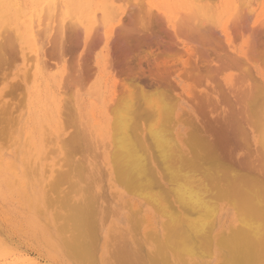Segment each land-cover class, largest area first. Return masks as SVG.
Returning <instances> with one entry per match:
<instances>
[{
    "label": "bare ground",
    "instance_id": "bare-ground-1",
    "mask_svg": "<svg viewBox=\"0 0 264 264\" xmlns=\"http://www.w3.org/2000/svg\"><path fill=\"white\" fill-rule=\"evenodd\" d=\"M10 1H12V0H10ZM56 1L58 2V0H55V1L54 0L53 1L50 0V2L47 1V3L48 2L49 3L46 4V5H47V7L49 6V8L46 9L45 8L46 6H44L43 8H45L46 10H49L48 14L47 13H44V10H45L44 9V10H42V12H43L42 15H37V18L35 17L36 19H33L34 26H35V24L37 25L38 28L41 27V26H44L43 28L45 30L42 29V28H40V32H38L39 31L38 29H37L38 31L36 29L34 30V32L37 33V34L36 33L34 34L35 37H37V35L40 36L42 34L40 36V38H42L41 39L42 41L44 40L43 39L44 37H42L43 34L45 32H47L48 30L53 29V27H56L57 25H59L58 23H60V25L63 28H65V25L66 24L65 25H62L63 24V22H62L63 20L62 19H61L62 21L60 20V22H59V19H60L59 16L60 15L62 16V13L64 12L63 9L64 8H68L70 6V4L69 5L65 4L66 1H60L58 3ZM126 1L128 3L127 8L125 10H123L121 13L118 12L119 13V15H118V17H119V20H118L119 23L118 24H120L119 27L118 26L115 27V28L114 27H111L112 29H110V31H108V32L106 31L107 32L106 35H107V38L109 40V44L112 45V48L114 46L113 50L115 49L114 51L116 53L118 52V54H119V56L116 58V61L113 60V61H115V65L118 68V70H117V68H115V70L120 71L119 73H121V75L119 74L120 75V77H119L120 80L118 82L119 84L117 82L114 83L113 87L111 88L110 96L108 98V101H107V103L105 105V109H104L105 110V116L107 117L108 121L105 123V126H101L102 129L100 127V130H98V133L94 134L95 131L93 133L92 130H91V126H90V121H91L90 119L91 118L89 119L88 114H84V111H83L84 110V107H83V101L84 100L78 99L79 98L78 97L77 98L78 100L75 101L76 104H72L73 107H72V105H70V108L72 107V110L69 109L67 111V112H69L71 110L70 111L71 114H69V115H72L73 114L75 117L77 116L76 118L73 117V116H71L70 117L71 119L74 118L76 120L78 118V120L75 121L73 119L75 121V123H74L73 120L72 121H69L70 119L68 118L69 123L66 124V127L67 126L70 127L72 125V127L74 129L72 127H70V128H72L75 132H73V130H72L71 133L73 132L74 135H76V133H77L78 136L77 135L76 136L78 138L83 135L84 139H82V137L80 139L81 140H84L85 142L87 141L86 144H88V146H86L85 142L82 141L83 142L82 143L81 140L78 143H74V141H73V143L75 144L74 147L73 146H69V144L66 145L65 143H63L65 141L68 142L67 141V136L70 135V132H69V135L64 136L63 139L56 138V139H59L60 141H58L56 139L53 141V138L48 139L49 141L48 140H45L47 142V144L48 143L53 144V148L52 149L49 148V150H48L47 148L44 147V149H47L48 152H50L52 154L53 153H57L56 150L57 149L59 150V147H58V144H57V147L58 148L55 149L54 147H56V146H55L54 143H56L55 141H58V142L61 143V140H62V144L66 145V146H68L70 148L73 147L72 150L70 149V151L72 153V154L70 153V155H73V153H76V151H77V149H75V148L76 147H79L80 146V143L82 145H85L87 149H85L84 152H83L84 149L83 150L82 149L79 150V148H78V151H81L80 155L81 154H84V155L86 154L87 156L86 155L85 156L87 158L82 155L83 158H82V156H79L78 159H77V161H76V160H74V158H76L75 157L76 154H74L71 157H70L69 154L68 155L66 154L67 155L66 156L67 157V160H66V157L63 158L64 156L61 157L62 160L59 158L61 161H64L65 163H66V161H68V162H71V161L74 162V161H76L77 164L74 167H72L73 170H76L77 169V165L80 166V165H82L81 163H83V165H84L83 167L85 169V172H86V174H88V177L90 178V180H83V176H84V179H86V176L87 175L85 176L84 174H81V176H80V172L84 171V169L82 171H79V170H81V166H80L79 170L76 171L77 174L79 173L78 174V177L79 178L81 177L82 180H83V183L85 182L84 184L90 188L89 189L88 187L85 186L86 188L84 187L83 188V191L88 194V193H90L91 186H93L94 188L98 187L102 191V193L100 192V194L101 195L104 194L103 195L104 197H102V199L106 197V198H108V199L105 198L106 200H109L110 199L109 197H107L108 191L112 195L119 194L120 196L116 195L115 197H112V199L113 198H117V197L118 198L121 197L120 198L121 199L120 200L121 201V203H120L121 205L120 206L122 207L123 210L120 209L119 212H118V215H119L120 219H126V220H128V218L131 219V217H129L130 214L128 216L127 213L124 210L125 209L124 208V205L127 202H128L127 204H129V202H131V199H132L130 197L129 198L128 197H125V195L128 194V193H126V191H129L130 194H134L139 199L143 200L145 203L154 206V209H156V212L157 213L160 212L161 215L163 213V216H167L166 218H168V220H169V223L168 224L166 222L167 220L165 222L164 221L162 222L160 220L161 223H162L161 225L164 224L163 225L164 228H165L166 225H168V227L166 226L167 229L170 226V228L168 230L165 229V231H167V232L169 231V232L168 233L165 232V237H164L165 239H164V241H165V243H167V249H170L171 251L173 249L174 251H172V252H175V254H176V252L179 251L178 252L179 255L181 254L183 257H185V260L183 259V257L180 258V262L185 261L184 263H187V264H188V262H190V263L191 262H194V264H212L214 261H219L223 257H224L223 259H226V257L228 258L229 255L230 256L232 255V259H234L235 258V255L237 257V255H238L239 252H242V254H244L245 257L246 256L252 257L253 254L256 255L257 252H258L259 247L261 246L259 252H261L262 249H263V247H264V228H263V224H262V222L260 220L261 219V216H262V212L259 210L260 208H257V207H259L258 204H261V206H262V203L261 202H255V205H254V201L253 202H245L244 203L245 204L244 212L241 210V207H243L244 204L241 205V204H239L240 201L238 203L236 200L235 201H231V202L230 201L229 202H221L220 205L217 204L218 206L215 207L214 204H216V203H214L212 205L211 202H210L211 201V198H209V197L206 196L207 190L205 191V190H203L204 188L203 189L197 188V187H194L192 184H190L189 183L190 180H188V179H191L190 178L191 175H189V172L185 171L184 174L181 175V177H183V179H181L180 181L177 180L178 183L175 184L174 186L172 185L173 186L172 187V192L175 195V200L177 198V202L179 201L178 203H181L182 204V206H181L182 207L181 208L182 210H184V211H187L188 209L189 210H194L197 214L194 216L195 219H193V220L188 215L187 216H184L185 218H184L183 221H184V223L187 222V224H188V225H186L187 227H182L181 226L182 228H177L176 227L177 226L176 225V221H177L176 218L177 217H175V213L173 212L174 213L173 214L171 212H167V210H164L162 212V209L163 208L160 209V207H161L160 201L157 199V196L153 195V193L148 188V185L150 184V182L152 183L151 180H152L153 177L151 178L150 175L147 174V167L148 166L146 165V162H145V161H147L146 160L147 159L146 157H148V156L149 157H153L154 156L153 152H156V151H153L152 152V156H151V153H148L149 155L147 154V152H150L153 149V148H151V146H150L151 149L148 148V145H149L148 142H150V141L147 140L148 141L147 142L145 140V136L148 134V132H149V135L153 138V140H155V143H154L155 144V147L158 150H160V151H158L160 153L159 157L161 158L162 161H165L164 162V166H165L164 168L167 171H170L171 170L173 173H174V171L172 170L173 168L170 169L169 166H167V164H165V163H167V160H169L168 158L171 157V155L173 154V152H172L173 151V148H177L178 151L180 149L182 151H185L183 153L180 152L182 155L185 154V153H187V155H188V153L190 151H192V147H195L196 146V145L194 146V144H195L194 138H195V135H197V134L195 133V135L193 134L194 135L193 136L192 135V131L193 130L194 131H198V128L199 129L200 128H205V130L206 129H209L211 131V134H214V133L219 134V136L218 135L217 136L220 138V140H219L220 142L217 143V144H216V142H214L217 146H219V145H221V146L224 145L225 146L227 143H230V141L232 139L231 136L235 139V138H238V136L236 137V134H238L239 135V140L240 141L242 140V142H240L238 144V146L234 147L233 148V151H234V155L236 157H238V158L240 157L241 158L240 159L241 162L243 161V159L245 161V158H247V159H249V157L251 158V156L254 155L255 152L258 153L259 150L262 151L264 149V52H263V50H262V53H260L261 51L259 53L257 52L258 51L257 50V43L259 42V47L264 44V29L258 27L255 24L256 20L253 19V18L256 17V15H255L256 12H254V9L251 7L252 6L251 5L252 3H249V7H251L253 10H251L249 7H247L248 2H251V0L250 1L247 0V3H237V4L235 2H234L235 4H232L233 2L231 3L229 0H228V3L226 1V3H227V6L226 7H228L229 11L230 10L231 11H230V13H229L228 9H227V11H225V12H228V19L225 21V23H222V19H221V15H223L224 13L223 14H221V13L220 14H216L215 11L212 10V7L213 6L211 7V5H208V4L207 5H204V6H201L202 0H198V1H201V2H200V4H197V5L191 4L192 2H190V5L187 7L186 10H183V11L179 10L178 13H180V14H179V17H178L179 19L177 18L178 20H175L172 17H170L168 15L167 11L164 8H161L159 6H156V4H153L152 1H149V2H147V0H126ZM183 1L185 2L186 0H183ZM210 2H212V0ZM213 2H215V0ZM255 2H256V0H255ZM256 3H258V0H257ZM209 4H211V3H209ZM230 6H231V9H230ZM13 7H14V5H13ZM172 11L174 12L175 10H172ZM54 12H55V14H53ZM70 12H72V10ZM95 12H98V11H95ZM64 14L65 13H63V16H64ZM69 14L71 15V13H69ZM51 15L54 16V17H56V18H59V19L56 20ZM45 16L46 17H49V19L50 18L54 19V20L50 19L49 22H52V23L55 22L57 25L56 26H52V23H49V22H48L49 24L48 23L46 24V22H45V24L43 25L44 21L46 20L45 19ZM73 17L75 19V16H70L71 19L70 18L69 19L72 20ZM95 17H96V15H95ZM102 17H104V16H102ZM33 18H34V16H33ZM99 18L101 20V17L100 16H99ZM127 18L134 19L136 21V24H137V27L134 26L135 27V30L134 31L137 33L139 41L142 42V48L140 47L141 51L140 50L138 52L136 51L137 53H135L134 50H133L134 51L133 52L132 49L129 50V48H128L129 46H127L128 45L127 42H128L129 36L125 35V32L127 30L126 31L124 30V27L126 25L124 23H125V21H126ZM96 19H97V17H96ZM113 19H114V17H113ZM70 20H68L69 22L68 21L67 22L72 24V22H70ZM75 20H73V21L75 22ZM262 20H264V19L262 18L261 21L259 20L258 22H262ZM102 21H104V19H102ZM83 22H84V20H83ZM77 23H73L75 25H73V24L72 25L77 27V25H80V23L78 21H77ZM130 23H133L134 24V21L133 22H130ZM94 24H95V22H94ZM100 25L101 24L98 23V26H100ZM129 25H131V24H129ZM34 26H33V28H36V26L35 27ZM98 26L96 25L95 28L97 27L98 31H100V29H99L100 27L98 28ZM260 26H261V24H260ZM102 27H103V23H102ZM13 29L14 28H12V30ZM54 29H57L58 31L60 30L59 29V26H57ZM67 29H68V27H67ZM9 30H11V29H9ZM43 30L45 31L44 33H42ZM69 30H71V29H69ZM1 31H3V30H1ZM48 32H51V31H48ZM85 32L88 33V31H85ZM2 33H3L2 35H4V32H2ZM13 33H15L14 30H13ZM59 33H62V31H59ZM76 33H77V30H76ZM78 33L82 34L81 32H78ZM45 34H47V33H45ZM48 34L50 36V33H48ZM63 34H64V32H63ZM65 34H67V32ZM8 35H10V33ZM79 35H78V37H79ZM96 35H98V34L95 33L94 37L98 38ZM15 36L17 37V39H19V38H21L20 36H22V35L18 33ZM68 36L71 38V35H68ZM92 36H93V31H92ZM92 36L90 38H92ZM3 37L4 36H2V38ZM5 37H7V36L5 35ZM46 37H45V39L47 40L48 38H46ZM69 37L68 38L66 37L65 39H69ZM74 37L78 38L75 35H74ZM37 38L40 40L39 37H37ZM57 38H58V36H57ZM103 38H105L104 35H103ZM5 39H8V38H5ZM38 39L36 40V43L39 41ZM78 39H80V38H78ZM81 39H80V41H81ZM73 40H75V39L73 38ZM90 40H87V38H86V40L85 41L83 40V42L80 44L81 45L80 48H76L77 49L76 59H78L77 60L78 63L80 62L78 64V66L79 65L81 66V63L82 62L83 63L85 62L84 61L85 60L84 54L86 53V51H91L92 48L90 46L92 44H95L94 43V40L95 39H93L91 41L92 44L90 42V45H89V41ZM126 40H127V42H126ZM57 41L55 43H57ZM239 41H242L243 42L241 46H238L237 45V43ZM10 42H13L14 43V41H10ZM15 42H16V39H15ZM46 42H43V46H44V43L46 44ZM3 43L5 45V42H3ZM3 43H2V45H3ZM21 43H23V42H21ZM40 43L42 44V42H40ZM40 43H39V46L37 45L38 46V50L34 51V56H32L33 54L31 56H28V57H30V58H28L29 61H30V59L32 57L35 60L33 59L34 61L32 60L31 62H35L36 61V62H38L39 65L42 63L40 61V60H42V59H40V57L42 58L45 55V52L44 51L41 53V50H42V48L44 49V47H41L40 46ZM64 43H66V42H64ZM61 44H63V43H61ZM71 44H72V42H71ZM71 44L69 42V45H71ZM98 44H100V43H98ZM98 44H97L96 47L99 49V47H98L99 45ZM137 44H138V41H137ZM16 45H17V43H16ZM54 45H56V44H54ZM64 46H66V45L63 44V46L61 47L62 50H63V52L65 51L64 48H63ZM19 47H20V49L18 48L19 51L17 52V55L15 54V56H14L16 58H13L12 57L13 60H11V62H10L9 65L3 67V71L1 70L2 73L0 74L1 77H2V79H4V81H7L8 85H9V88L10 89L12 88L11 90L14 89L13 91H16L15 88L22 85V81H25V83L26 82L28 83L29 80H31L32 82H35L37 80V72H35L36 70L34 71V73H31L33 69L32 68H29L25 72V75L24 76L20 74V76L18 77V75L16 74L15 77H18L19 79L15 80V81H12V80L10 81L11 71L13 69L12 66L18 60L21 61L20 58H19V56H18V55H20L19 53H22V55L24 56V48L21 45H19ZM58 47H60V46H58ZM4 48H5V46H4ZM39 48L41 49L40 51H39ZM67 48L69 49V47H67ZM70 48H71V46H70ZM45 49H47V48L45 47ZM50 50H52V51H50ZM50 50H49L50 52H53L54 51L53 49H50ZM2 51H4V50L1 49L0 50V53L2 55H4L5 52L2 53ZM6 51H7L6 54L8 55L9 54L8 53L9 50H6ZM72 51H73V49H72ZM63 52H62V55H64ZM27 53H29V52H27ZM91 53H90V55H91ZM166 53H168V55L170 56V57L168 56V58H171V59L170 60H167V61H163V62H161V64H159V62L156 63L157 62V57L159 58L161 55H164ZM47 54L48 53H46V55ZM88 54H89V52H88ZM10 55L12 56V54H10ZM13 55H14V52H13ZM129 56L132 57V58L129 59ZM111 57H110V59H111ZM0 58H2V57H0ZM3 58H4V56H3ZM6 58H7V56L5 57V59ZM110 59H109V62H108L109 64H110V61H111ZM113 59H114V55H113ZM44 60L47 61L48 59H44ZM46 61L43 62V65L45 64ZM91 62L92 61H90V63ZM46 64H47V62H46ZM46 64L44 66L47 67V69H48L49 66H46ZM43 65H41V66L44 67ZM48 65H50L52 67L51 63L48 64ZM54 66L55 65H53V67ZM91 66H92V64H91ZM110 66H112V65H110ZM31 67H33V66L31 65ZM34 67L36 68L37 65H35ZM55 67H54V69H55ZM99 67H100L99 62H95L94 66L91 67L90 73L86 77L84 76L85 77V79L83 80V83L84 84H81L82 79L80 78V74H78L79 75L78 77L80 78V81H81L80 83H77L78 86L80 85L79 90L80 89L81 90H85V88L87 89V87H89L88 88V93H91L90 95L93 94V91H95L96 88H97V86L99 85L98 84L99 80H98V77H97L100 74V68ZM39 69H41V68H39ZM77 69H79V68H77ZM87 69H90V68H87ZM83 71H85L84 68H83ZM83 71H81V72H83ZM67 72H70L69 71V68H68V71ZM86 72H89V71L86 70ZM77 73H79V72H77ZM77 73H74V75L77 74ZM31 74H32V76H31ZM95 76L97 77L96 78V81L95 82H92L93 81V78ZM30 77H32V78L30 79ZM33 77H35V78H33ZM65 77H67L66 78L67 80L70 78L68 75L65 76ZM63 80L66 81L65 78H63ZM31 81L28 84H30ZM74 81L75 80L70 81V83L72 84ZM66 83H67V81L65 82V85L61 87V88H63V87L65 88L66 87V89H64V91L67 90V88L69 89V87H67ZM69 84H68V86H70ZM33 86L31 88L27 89V96H28V99H29V105H28L29 110H33L34 111V109L37 108L39 94H38V90L35 89V84ZM24 87L25 86L23 84V88ZM74 88H75V86H71L70 89L73 90ZM152 88H154V89L156 88L157 91L158 90L164 91V94L167 92L166 93L167 95L165 94L166 95L165 98H167V96L169 94V95H171V99L168 101L165 98H163L164 100L161 99L162 101L157 102V101H159L158 99H160V97L159 98H155L153 96L155 98L154 99L152 97V95H151V99H148L147 101H144V98H146V95H147L146 92L148 90L150 92V89L152 90ZM18 89L21 90L20 87L17 88V90ZM135 89H138V91L140 90L139 96H141V95L144 96L143 98L138 96L139 98H142V101L143 102H141V101H135L136 103L134 102V99L135 98H136V100L138 99V97H136V95L133 94V92L134 93H137L138 92ZM68 91H65V92L67 93ZM61 92H63V91L61 90ZM69 92L71 93V91H69ZM72 92H73L72 94L74 95V91H72ZM81 92H83V91H81ZM21 93L23 94V98L20 97L22 99H19L18 100L19 101L18 105L19 104H22L23 105V103L20 102L22 100L26 103V100H25L26 99L25 98L26 93L20 92V94ZM78 93H80V92L77 91V94ZM161 93H163V92H161ZM67 94H68V97L70 98L71 95L69 96V93H67ZM158 94L160 95V92H158L156 95H158ZM15 95H16V93H15ZM81 95H79V96H81ZM75 97H77V96H75ZM149 97H150V95H149ZM257 97L260 98V100L263 101L262 104L257 105V101H258L257 100ZM17 99H18V97H17ZM65 100H67V99H65ZM68 100L71 101V99H68ZM120 101H121V105H119ZM122 102H123V105H122ZM3 103H4V101H3ZM10 105H11V103H10ZM22 105L21 106L19 105L18 108L19 107H22ZM63 105H64V103H63ZM75 107H76V109H74V111H75V114L76 115L74 114V111H73V108H75ZM7 108L8 109L10 108L9 105H7L6 110H4L5 107L3 108V110L0 108V111L1 112L4 111L3 114L2 113H0V114L6 115L7 114L6 111L8 110ZM18 108L16 106V108L14 109L15 111L14 110L12 111V115H13V112H16L17 113L16 109L18 110ZM64 109H66V108H64ZM64 109H62L63 110L61 112L62 114L64 112ZM104 110H103V112H104ZM163 111L169 113L168 114L169 115L168 116V119L166 120L167 124L169 125L168 127L170 128L168 134H165V132L162 131L164 129V127L163 126H159L160 124L157 122V121H159L160 123H162L160 121V119H161V116L160 115L162 114ZM5 112H6V114H5ZM8 114H10V111L8 112ZM153 115H154L153 118H155V120L152 118ZM145 116L146 117H151L154 120V122L158 118L157 121L155 122L158 125L157 126H155L156 124L150 125L149 126V129H147L146 124L144 122L145 121L144 118L146 119ZM65 117H68V115L67 116L64 115V118ZM1 118L4 119V117H1ZM9 118H10V116H9ZM14 118L11 117L10 119H14ZM9 120H7V121H9ZM15 120L14 121H11L10 120V121L16 123ZM66 120H67V118H66ZM66 120H65V123H66ZM147 120H149V118ZM161 120H163V119H161ZM78 122H79V124H77ZM7 123H9V122H7ZM41 123H42V121H41ZM63 123H64V119H63ZM148 123H150V122H148ZM163 123H164V121H163ZM74 124H77L78 127L76 125H74ZM98 125H100V124H98V122L95 123V126L96 127ZM13 126H15V125H13ZM63 126H65V124ZM92 126L94 127V125H92ZM5 127H6L5 129L8 130V128H7L8 125L5 126ZM66 127H65V129H66ZM228 128H234V134L235 135L232 134L231 130H230V132H231V135H230L229 134L230 132L229 133L227 132V129ZM46 130H48L47 127H46ZM76 130H77V132H76ZM102 130H104L105 133L107 134L106 137L105 136H102ZM190 130H192L191 131V136H190V133L188 132ZM235 130H237L238 133H236ZM60 131H61V129H60ZM17 132L19 133V131H17ZM61 133H63V132H60V134H59L60 136H61ZM73 133H72L71 137H76V136L73 135ZM145 133H147V134L145 135ZM45 134H46V132H45ZM80 134H81V136H80ZM46 135H48V133ZM167 135H170V136H167ZM43 136H44V134H43ZM51 136L48 135V137H51ZM54 136H56V135H54ZM54 136H52V137H54ZM214 136H215V134H214ZM4 137L7 138L6 135ZM85 138H87V139L85 140ZM1 139H2V137H1ZM13 139H15V138H13ZM234 139H233V142H234ZM216 140H218V139H216ZM3 141H5V140H3ZM31 141H29V143ZM143 141H144L145 144H143ZM6 142H7V140H6ZM8 142H9V140H8ZM141 143L144 146L146 145L145 147H147L146 148L147 149L146 150L147 152H144L143 151L144 153H146V155H144V153H141L140 152L139 145ZM203 143H204V140H203ZM34 144H32L33 147H34ZM39 144H40V142H39ZM76 144H78V145L76 146ZM32 145H30V146L32 147ZM204 145H206V144H204ZM39 147L42 149L43 145H42V147H41V145H39ZM39 147H36V148L39 149ZM61 147H63V146L61 145ZM145 147H144V149H145ZM149 149H150V151H148ZM33 151L34 150H32V152ZM43 151H45V150H43ZM260 151H259V154H258L259 156H255V157H257V158H255L256 160L259 159L261 157L260 155L264 152V150L262 152H260ZM37 152H38V154L43 153L42 151H41V153H39V150ZM37 152H35V153L37 154ZM46 152H44V153H46ZM65 152L66 151H64V154H65ZM66 153H68V149H67V152ZM191 153H193V152H191ZM231 153L233 154V152H231ZM49 154H46L48 156H46L45 154L44 155L47 158H50L51 156H49ZM77 154H79V153H77ZM181 154H180V156H182ZM193 154H195V153H193ZM31 155H33V153ZM187 155H185V157ZM198 155H200V153L199 154H196V156H198ZM41 156H43V155H41ZM69 157H70V160H68ZM182 157L184 158V155ZM35 158H37V157L35 156ZM52 158H53V156H52ZM80 158H82V160ZM85 158L87 159V161H85L86 160ZM188 158H190V157H188ZM38 159H40V158H37V160ZM83 159H85V160L83 161ZM229 159H230V156H229ZM235 159H237V158H235ZM255 159H254V161H256ZM1 160H3V159H1ZM24 160H26V157L24 158ZM78 160H79V163H78ZM52 161H54V160L52 159ZM58 161L56 160V164H57ZM254 161L252 160V163L254 164L253 166H255ZM29 162L27 160V162L25 161V164L26 163L28 164ZM35 162L33 161L32 163H35ZM50 162H51V160H50ZM86 162H88L89 164L86 163ZM144 162H145V164H144ZM0 163L3 164V162H0ZM58 163H60V162H58ZM84 163L86 164V166H85ZM161 163H163V162H161ZM37 164H38V162H37ZM37 164L35 166H37ZM63 164H61V165H63ZM87 164L89 165V168H88ZM158 164H159V166H161L160 165V161H159ZM262 164H261V166H263ZM30 165H26L25 167H27V166L29 167ZM57 165H60V164H57ZM71 165H72V163L71 164L70 163H67V165H66L67 168L66 169L70 168V170H71ZM232 165L234 166V164H232ZM39 166H40V163H39ZM68 166H70V167H68ZM6 167H7V170L6 169L5 170H2V168H0V177H2V174L5 173V172H7V171H8V174L9 173H12V172L13 173L15 172V170L12 171V169L15 168V167H14V165L11 162H8ZM42 167H46V164H45V166H42ZM62 167H64V165ZM62 167H60V168L62 169ZM85 167L88 168V173H87V170H86ZM33 168H35V167H33ZM47 168L44 171V174L48 172L50 174V178L53 177V180H54V177H56L58 175L59 176L57 178H60V175H62V174H63V177L65 176L64 175V172H63V171H65V169L64 170L62 169L63 171H61V172H56V170H58V167H57V169L55 168L56 170L53 169V167H49L50 169H47ZM152 168H153V166H152ZM29 169L30 168H28V170ZM39 170L41 171V169H39ZM33 171L37 172V167ZM54 171H55V175L54 176L53 175L51 176V173L54 174ZM68 172H72V171H69V169H68ZM196 172H198V171H196ZM30 173H31V171H30ZM30 173H28V174H30ZM37 173H36V175H39L40 174V173H38V174ZM48 173L46 174L47 175L46 178H48ZM57 173H59V174L57 175ZM161 173H164V172H161ZM262 173H263V171H262ZM25 174H26V172H25ZM11 175H13V174H11ZM32 175H33V173H32ZM171 175H172L171 178L175 177L174 174L171 173ZM34 176H31V177H34ZM43 176H45V175H43ZM68 176H70V175L68 174ZM72 176L74 177L75 174L72 175ZM8 177L5 178L6 181H8V180L10 181V179H9L10 177L9 178ZM31 177H28L29 180L31 179ZM50 178L48 180H50ZM244 178H247V177H244ZM43 179H40V180H43ZM61 179L62 178H60L58 180H55L57 182L54 181V183H55L54 185H53V181L52 180H50L48 182L45 180L47 182V184L44 182L45 185H41V184L40 185L41 186H44V188L47 187V190L48 189H52V186H54L53 187V191H56L57 193L55 192L56 193L55 194L52 190H50V191L53 192V194L56 195V197H54L56 203L57 202L59 203V201H60L61 204L63 203V205H61V204L60 205L62 207H64V206H67L68 205L67 203H69V201H70L69 200L67 202L68 197H69L67 195H71L77 189L73 190L75 188L76 181H75V183H74V181L72 182L74 185L73 184L69 185V183H68L69 181L67 182V181H64V178L62 179L64 182H67L66 184L69 186V188L71 190H73V191L70 192V191H68L65 188L67 190V192H66V190L64 189L65 191L62 194H64V197L67 196L66 197L67 199L65 201L66 202V205H65L64 201H61V200L64 199L63 196H60L59 197L60 199H58L59 194L61 193V191H63V190H61L62 188H60V185L61 184L58 185V183L60 182ZM65 179H67V178H65ZM237 179H238V177H237ZM18 180L21 181V179H18ZM29 180H28V182H29ZM32 180H33L34 183H36L34 181V178ZM32 180H30V181H32ZM51 181H52V183H50ZM86 181H88V182H86ZM191 181H193V180H191ZM246 181H247V179H246ZM64 182H63L62 185H64ZM11 183H14V182H11ZM32 183H29V184H32ZM70 183H71V181H70ZM235 183L236 182H234V183L232 182V184H235ZM244 183H245V181H244ZM77 184H78V182H77ZM15 185L17 186V184H15ZM35 185H33V186H35ZM62 185H61V187H62ZM67 185H66V187L68 188ZM81 185H80V187H81ZM169 185H171V184H169ZM206 185L203 184V186L205 188H207ZM50 186H51V188H50ZM55 186H57V187H55ZM120 186H121V189H120ZM223 186H222V188H223ZM230 186H232V185H230ZM234 186L235 185H233L231 187V189H233ZM255 186H257V185H255ZM261 186L262 185H260V187ZM13 187H14V184H13ZM77 187H78V189L80 191L79 186H77ZM150 187H151V184H150ZM240 187H242V186H239L238 187V184H237V188H240ZM257 187H259V186H257ZM14 188H12V189H14ZM21 188L23 189L24 187H21ZM39 188H40V186H39ZM87 188L89 189V192H87V190H88ZM237 188L234 187V191L237 190ZM22 189H20V190H22ZM16 190H17V188H16ZM44 190H46V189H44ZM58 190H61V191H58ZM103 190L107 194L106 193H103ZM248 190H250V189H248ZM40 191H39V193H40ZM50 191L48 190V192H50ZM30 192H32V190ZM45 192L47 193V191H44V193ZM65 192H66V194H65ZM80 192H82V191H80ZM251 192H253V191H251ZM256 192H257V190L255 191V193ZM86 193H85V196H86ZM32 194H34V193H32ZM49 194H47V195H44L43 194L42 196H43V198L44 197L47 198ZM51 196H53V195H51ZM258 196H260V195H258ZM33 197H34V195H33ZM49 197H48V200L46 199V202L45 203L49 204V202H51V205H52L51 208L52 209L51 208L50 209L53 210V206L56 203H55V201L52 198V201L54 203L53 204L52 201H51V198H49ZM161 197H162V195H161ZM29 198H30V196H29ZM261 198H263V196ZM84 199H86V198H84ZM167 199H168V197H167ZM17 200H19V199H17ZM83 200L81 199V201H83ZM106 200H105V204H107L106 203ZM221 200H222V198H221ZM28 201H26V202H28ZM110 201H112V200L110 199ZM36 202H38V200ZM89 202L90 201H87V203H89ZM214 202H216V201H214ZM20 203H21V201H20ZM256 203H257V207H256ZM33 204L35 205V203H33ZM140 204H141V202L140 203H136L135 202L134 204L131 203V205H132L131 211L134 212V214L135 213L137 214V216L135 215L136 217H138V215L141 214V209L142 208H141ZM23 205L27 207V204L25 203V201H22V206ZM43 205H45V204H43ZM51 205H48V207L51 206ZM81 205L82 204H80V206L79 205L78 206H79V208H81V210H83L82 208H85V205H83L84 207L83 206L81 207ZM93 205H94V203H93ZM58 206L55 205L56 208H54L55 209L54 212L56 211V213H55L56 214V217L59 218V214L57 216V211H58L57 209L59 208ZM68 206H72V205H68ZM107 206H109V204H107ZM107 206H105V207H107ZM128 206H130V205H128ZM29 207L30 206H28V208ZM86 207H87V205H86ZM183 207H185L186 209L183 208ZM227 207L228 208H231L232 207L234 209V211L237 212V215H234L229 220H226L225 219ZM43 208H44V206H43ZM21 209H22V207H21ZM46 209H47V206H46ZM62 209L64 210V212H66V209L65 208H62ZM70 209H71V207H70ZM73 209H75V208H73ZM88 209H90V208L88 207ZM158 209H160L161 211L158 210ZM38 210L41 211L43 209H38ZM71 210L69 212H71ZM81 210H80V212H81ZM104 210H105V208H104ZM111 211L114 212L112 210V208H111ZM115 211H116V209H115ZM154 211H152V212H154ZM47 212L49 213V211H47ZM50 212H52V211H50ZM73 212H75V211H73ZM88 212H89V210H88ZM41 213H43V211ZM114 213H116V214H114ZM114 213H113L114 215H117V211L114 212ZM52 214L49 215V216L51 217ZM68 214L69 213L66 212V217H67ZM110 214L108 216L109 218H110ZM146 214L144 216H142V218L140 220H141V222L143 224H147L149 228L152 227V229L149 230L150 232L147 231V235L149 236L150 234L151 235L152 234H156L157 233V230H156V227L157 226H156V224L158 223L157 222L158 221L157 220L158 218L156 216H154L153 214H148V215H146ZM178 214H180V212H178ZM82 215H85V214H82ZM118 215H117V217H118ZM80 216H81V213H80ZM93 216L95 218V215H93ZM56 217L54 216L55 219H56ZM64 217H65V215H64ZM64 217H63V219L65 220L66 218H64ZM68 217L66 219L67 222H68ZM74 217L76 218V216H74V215L71 218H74ZM108 217L105 216L106 220H107ZM61 218L62 217L60 216L59 219H61ZM262 218L264 219V215H263ZM51 219H53V218H51ZM117 219H119V218H117ZM132 219H134V218H132ZM135 219H138V218H135ZM69 220H71L70 217H69ZM72 221H73V219H72ZM72 221L69 222V223H71V225H72ZM75 221L76 220L74 219L73 223ZM105 221H104V223H105ZM131 221L132 220H130V222ZM135 221H137V220H135ZM56 222H57V220H56ZM67 222H64V224L62 223L63 225H61V224L58 225L60 229L63 227L62 228V231L65 230L64 233H66V229H67V228L64 229V227H65L64 225ZM116 222H115V224H116ZM131 223H133V222H131ZM182 223H179V224L181 225ZM79 224H80V222H79ZM79 224L78 223L77 224H75V223L73 224L74 227L73 226L71 227V228H73V231H74V228L77 229L76 226H78ZM115 224H114V226H115ZM95 225L97 227V224L96 223H95ZM116 225H118V224H116ZM60 226H62V227H60ZM66 226L68 227V225H66ZM69 226H70V224H69ZM114 226H113V228H114ZM119 227H121V226H118V229H119ZM130 227H132V226H130ZM84 228L85 227H83V229ZM120 229L122 231V227ZM1 230H2V228H1ZM70 230H72V229H70ZM217 230H219V233L217 234V236H218V239L220 240V241L217 240V241H219V243H218L219 245L218 246H222L223 245L222 244V242H223V239L222 238H224L225 235H229V236H232V237L234 236V238L236 239V241H235L236 243L234 245L236 246V244H239L240 246H238L237 248H239L240 250L239 249H235V246H233V243L232 244L230 243L231 245L228 244V246H231L230 248H228L227 245L226 246L225 245L222 246L225 249H228V251L226 250L227 252L225 251V249H223V250L222 249L221 250L220 249L211 250V247L208 248V250L206 251L205 248H204V246L207 243H208V245L210 244L209 243V241L211 240L210 239V236L215 231H217ZM88 231L89 230H87V232ZM113 231H110L111 233L109 234V236L112 237V233H114L116 231V229H115L114 232ZM132 231H134V230L132 229ZM74 232H76V231H74ZM127 232H128V230L126 231V233ZM129 232H130V230H129ZM97 233H98V231H97ZM97 233L95 235H97ZM118 233H119V231H118ZM118 233H117V235H119ZM71 234L73 235L74 233L71 232ZM71 234L69 235V237L71 239H73L72 236H71ZM76 234H77V232H76ZM76 234H75V236H76ZM82 234L83 233L81 232V235ZM78 235H77V238L74 239V240H79L80 239L79 238L80 235L79 236ZM114 235H115V233H114ZM121 235L122 234H120L119 236H121ZM151 235L149 237H151ZM102 236H104V235H102ZM153 236H152V239H154V242H155L156 241L155 239L158 238V236H156V238L155 237L153 238ZM84 237H86V236H84ZM89 237H91V235ZM115 237L118 238L117 236H115ZM115 237H114V240H116ZM92 238H94V237H92ZM228 238H230V237H228ZM62 239H65V238H62ZM74 240H71V241L73 242ZM82 240H83V238H82ZM95 240H97V239L95 238ZM64 241L65 240H63V242ZM116 241L117 242L119 241L118 243H120L119 238ZM66 242H68V240H66ZM74 242H76L75 244H77V245L79 244L77 241H74ZM161 242H163V241H161ZM73 243H71V244H73ZM93 243H92V245L95 244V243L94 244ZM122 243L126 244L125 242H122ZM122 243H121V245H122ZM156 243L158 244L157 245L158 246L157 248L160 249L159 242H156ZM71 244H69V245H71ZM110 244H109V247H110ZM69 245L67 247H69ZM81 245H80V247H81ZM163 245H165V244L163 243ZM168 245L170 247H168ZM171 246H172V248H171ZM70 247H69V250L71 249ZM116 247H117V244H116ZM119 247L121 248L122 246H119ZM78 248L79 247L77 246L76 249H78ZM164 248H162V249H164ZM90 249L91 248L89 247V250ZM73 250H75V249H73ZM116 250H117V253H120V250L118 249V247L116 248ZM118 250H119V252H118ZM160 250H156V251H160ZM164 250H165L164 252H166V249H164ZM75 251H73V252H75ZM53 252L54 251L51 252V256H53V258L55 259V262L56 263H59V264H71L68 261H65L62 257H60L59 254L58 255L57 254L55 255V253H53ZM76 252L75 253L78 254V251H76ZM84 252H85V250H84ZM113 252H114V254H117L115 251H113ZM164 252H161V253L165 255ZM224 252H226V254ZM76 254H75V256H76ZM166 254H167V252H166ZM259 254H261V253H259ZM233 255H234V258H233ZM111 256H112V254H111ZM166 256H165V258H166ZM176 256H175V258H176ZM83 257H84V255H82V258ZM89 257H90V255H89ZM115 257H116V255H115ZM187 257H189V258H187ZM263 257H264V255H263ZM148 258H150V257H148ZM152 258H154V257L152 256ZM175 258L172 259V261L176 262V259ZM86 259L87 258L85 256V260ZM238 259H240V258H238ZM106 260H108V259H106ZM149 260L152 261L153 264L154 263H158V262H154L151 258ZM154 260H157V259L154 258ZM243 260H245L244 257H243ZM256 260L258 261V259H256ZM89 261H91V259ZM158 261H159V259H158ZM161 261L162 262L164 261V264H166V263L169 262V261L166 262V259L165 260L163 259ZM263 261H264V259H263ZM225 262L226 261H224L223 264H225ZM89 263H91V262H89ZM93 263H95V262H93ZM239 263H241V261ZM177 264H178V262H177ZM252 264H253V262H252Z\"/></svg>",
    "mask_w": 264,
    "mask_h": 264
},
{
    "label": "rangeland",
    "instance_id": "rangeland-1",
    "mask_svg": "<svg viewBox=\"0 0 264 264\" xmlns=\"http://www.w3.org/2000/svg\"><path fill=\"white\" fill-rule=\"evenodd\" d=\"M10 0H0V31L1 30H3V31H1L0 33V36L3 34L2 32H4V35H2V36H4L5 37V35L7 36V37H5V38H10L9 40L8 39H5L4 37V39L2 38V36L0 37V48L1 49H3L4 51H2V53H4V55H2L1 53H0V57H2V58H0V74L2 73V71H3V67H5V66H7V65H9L10 64V62H11V60H13L12 59V57L13 58H16V57H14L15 56V54L17 55V52L19 51L18 50V48L20 49V47H19V45H21L23 48H24V56L22 55V53H19L20 55H18L19 56V58H20V60L21 61H17L13 66H12V71H11V77H10V81L12 80V81H15V80H17V79H19L18 77L20 76V74L21 75H25V72L29 69V68H32L33 70H32V72L31 73H34V71L35 72H37V80L35 81V82H32L31 80H29L28 81V83L31 81V83L30 84H28L27 82L25 83V81H22V85L21 86H18V87H16L15 89H16V91H13V90H11L10 88H9V85H8V83H7V81H4V79H2V77H1V75H0V108L3 110V108L5 107V109L4 110H6V107H7V105H9V111H10V114L12 115V111L16 108V106H17V108H18V106L20 105H22V104H19L18 105V103H19V99H22L23 98V94L21 93L20 94V92H24V93H26V95H25V100H26V103L22 100V101H20L21 103H23V105H22V107H19L18 108V110L16 109V111H17V113L16 112H13V115L11 116L10 114H8V110L6 111L7 112V114H6V112H5V114L6 115H2L3 114V112H1L0 111V113H2V114H0V116L1 117H4V119H2L1 117H0V139H1V137H2V139L0 140V162H3V164L2 163H0V168H2V170H7V163L8 162H11L13 165H14V167L15 168H13L12 169V171H14L15 170V172L13 173H9L8 174V171L7 172H5V173H3L2 174V177H0V264H59V263H56L55 262V259L53 258V256H51V252L52 251H54L53 253H55V255L57 254H59L60 255V257H62L65 261H68L69 263H71V264H153V262L152 261H150L149 259L151 258L154 262H158V263H154V264H164V261L162 262L161 260H165L166 259V262H168V263H166V264H177V262H178V264H187V263H184L185 261H182V262H180V258H182L183 256L180 254L179 255V251L178 252H176V254H175V252H172V251H174L173 249H172V251L170 250V249H167V243H165V241H164V237H165V232L166 233H168L167 231H165V229H167L166 228V226L168 227V225H166L165 226V228H164V224L163 225H161L162 223H161V221L163 222H165L166 220V222H167V224L169 223V220H168V218H166L167 216H163V213H162V215L160 214V212L159 213H157L156 212V209H154V206H152V205H149V204H147V203H145L143 200H141V199H139L137 196H135L134 194H130V192L129 191H126V193H128L127 195H125V197H130V198H132L131 199V202H129V204H125L124 205V210H125V212L127 213V215L129 216V214H130V216L129 217H131V219H129L128 218V220H126V219H120V217H119V215H118V212H119V210L121 209V210H123L122 209V207L120 206L121 204V197H117V198H113L112 199V197H115L116 195H118V196H120L119 194H116V195H112V194H110V192L108 191V194L103 190V193H106L107 194V197H109L112 201H110V199L109 200H106V199H108V198H103L102 199V197H104L103 195H101L100 194V192L102 193V191L98 188V187H96V188H94L93 186H91V190H90V193H86V192H84L83 191V188L86 186L84 183H83V180H90V178L88 177V174H86V172H85V169H84V165H83V163H81L82 165H80L81 166V170H79V168H80V166H78L77 165V169L76 170H73V168L72 167H74L76 164H77V159H78V157L79 156H84V157H86L84 154H81L80 155V153H81V151H78V148H79V150H83V152L85 151V149H87L86 148V146H88V144H86V142L84 141V140H81L80 138L82 137V139H84V137H83V135L81 136V134H80V136L81 137H77L78 135H77V133H76V135H74V133L73 132H75L73 129V127H72V125L70 126V127H72V128H70V127H66V124L67 123H69V121H72L74 118L73 117H75L73 114L72 115H69V114H71V110H72V107H73V105L72 104H76L75 103V101H77L78 99H82V100H84L83 101V107H84V114H88V116H89V119L91 120H89L90 121V126H91V130H92V132L94 133V131H95V133L94 134H96V133H98V130H100V127L101 126H105V123L108 121V119H107V117L105 116V105H106V103H107V101H108V98H109V96H110V91H111V88L113 87V85H114V83L115 82H119V77H120V75H121V73H119L120 71H117L118 70V68H117V66L115 65V61H116V58L119 56V54H118V52L116 53L114 50H113V48H114V46H113V48H112V45H110L109 44V40H108V38H107V35H106V33L108 32V31H110V29H112L111 27H119V25L120 24H118L119 23V17H118V15H119V13H121L123 10H125L126 8H127V5H128V3H127V1L125 0H58V2H60V1H66L65 2V4H67V5H69L70 4V6L68 7V8H64L63 10H64V12L63 13H65L64 14V16H63V13H62V16L60 15L59 16V18H56V17H54V16H52L54 19H56V20H58L59 19V22H60V20L63 22V24L62 25H65V28H63L61 25H60V23H58L59 25H57L55 22H49V20L50 19H52V18H50L49 19V17H46L45 16V21H44V23H43V25L45 24V22H46V24L49 22V23H52V26H59V31H62V33H59V31L57 30V29H54V28H56V27H53V29H51V30H48V31H51V32H45L44 30V26H41V27H37V25L35 24V26H36V28H33V26H34V24H33V19H36L37 18V15H42L43 14V12H42V10H44L45 8L47 9V8H49V6L47 7V5L46 4H48L49 2H50V0H12V1H10ZM47 1H49L48 3H47ZM53 1V0H52ZM55 1V0H54ZM109 1V2H108ZM118 1V2H117ZM149 1H152L153 2V4H156V6H159V7H161V8H164L166 11H167V13H168V15L170 16V17H172L173 19H175V20H178L179 18V14L180 13H178V11L179 10H181V11H183V10H186L187 9V7L190 5V2H192L191 4H194V5H197V4H200V2L201 1H198V0H186L185 2L183 1V0H147V2H149ZM174 1V2H173ZM211 1V0H210ZM209 0H202V2H201V6H204V5H211V7H212V10H214L215 11V13L216 14H223V15H221V19H222V23H225V21L228 19V12H225V11H227V9H228V7H226L227 6V3H228V0H215V2H213L214 0H212V2H210ZM226 1H227V3H226ZM232 4H237V3H247V0H229ZM246 1V2H245ZM250 1V0H249ZM57 2V1H56ZM57 2V3H58ZM188 2V3H187ZM235 2V3H234ZM256 2H257V0H256ZM255 2V0H251V2H248V5H247V7H249V3H252L251 5V7L254 9V12H256L255 13V15H256V17L255 18H253V19H255L256 20V22H255V24L258 26V27H260V28H262V29H264V20H262V22H258L259 20L261 21V19L263 18L264 19V0H258V3H256ZM107 3V4H106ZM184 5H183V4ZM209 3H211V4H209ZM107 6H106V5ZM163 4V5H162ZM171 4V5H170ZM173 4V5H172ZM215 4V5H214ZM13 5H14V7H13ZM44 6H46L45 8H43ZM112 8H111V7ZM233 6V5H232ZM251 7H249L251 10H253ZM71 8V9H70ZM179 8V9H178ZM45 9V10H46ZM230 9H231V6H230ZM256 9V10H255ZM39 10V11H38ZM44 10V13H47L48 14V12H49V10H46L45 11ZM72 10V12H70ZM172 10H175L174 12L172 11ZM177 10V11H176ZM76 11V12H75ZM95 11H98V12H95ZM111 11V12H110ZM228 11H229V9H228ZM231 11V10H230ZM230 11H229V13H230ZM119 12V13H118ZM69 13H71V15L69 14ZM96 13V14H95ZM116 13V14H115ZM36 14V15H35ZM53 14H55V12L53 13ZM83 16H82V15ZM101 14V15H100ZM112 14V15H111ZM95 15H96V17H97V19H96V17H95ZM114 15V16H113ZM225 15V16H224ZM33 16H34V18H33ZM50 16V17H51ZM70 16H75V19H74V17H73V19L72 20H70L71 18H70ZM99 16L101 17V20H100V18H99ZM102 16H104V17H102ZM116 16V17H115ZM124 16V15H123ZM181 16V15H180ZM36 17V18H35ZM113 17H114V19H113ZM43 18V17H42ZM70 18V19H69ZM125 18V17H124ZM178 18V19H177ZM54 19H52V20H54ZM100 21H99V20ZM102 19H104V21H102ZM48 20V21H47ZM68 20H70V22H72V24L73 23H77V21L80 23V25H77V27L76 26H73V25H75V24H71V23H68L69 21ZM73 20H75V22L73 21ZM83 20H84V22H83ZM98 20V21H97ZM130 20V21H129ZM36 21V20H35ZM68 21V22H67ZM134 21V24L133 23H130V22H133ZM67 22V23H66ZM94 22H95V24H94ZM48 23V24H49ZM98 23L99 24H101L100 26H98ZM102 23H103V27H102ZM261 24V26H260V24ZM71 24V25H70ZM78 24V23H77ZM124 24H126L125 25V27H124V30L126 31L125 32V35H127V36H129V39H128V42H127V40H126V42L128 43V45L127 46H129L128 48H129V50H131L132 49V51L134 50L135 51V53H137L139 50L141 51V49H140V47L142 48V42L141 41H139V39H138V35H137V33L134 31L135 30V27H137V24H136V21L134 20V19H130V18H127L126 19V21H125V23ZM129 24H131V25H129ZM7 25V26H6ZM98 26V28L100 29V31H98V29H97V27L95 28V26ZM34 26V27H35ZM81 26V27H80ZM135 26V27H134ZM7 27V28H6ZM67 27H68V29H67ZM71 27V28H70ZM76 27V28H75ZM80 27V28H79ZM102 27V28H101ZM12 28H14L13 30H14V32L15 33H13V30H12ZM40 28H42V29H44L43 31H42V33H50V36H49V34L47 35V34H43V36L42 37H44L43 39V41L41 40L42 38H40V36L42 35L41 33V35L40 36H38L37 35V37H39L40 38V40L37 38V37H35L34 36V34L36 33V32H34V30L36 29H38L37 31L38 32H40ZM74 28V29H73ZM9 29H11V30H9ZM41 29V30H42ZM62 29V30H61ZM69 29H71V30H69ZM57 30V31H56ZM64 30V31H63ZM76 30H77V33H76ZM67 32V34L68 35H71V38L67 35V34H65L66 32ZM69 31V32H68ZM85 31H88V33H86ZM92 31H93V36H92ZM107 31V32H106ZM7 34H6V33ZM58 32V33H57ZM63 32H64V34H63ZM78 32H81L82 34H80V33H78ZM103 32V33H102ZM129 32V33H128ZM10 33V35H8ZM12 33V34H11ZM21 34L22 36H20L21 38H19V39H17V37L15 36V35H17V34ZM57 33V34H56ZM71 33V34H70ZM95 33L96 34H98V35H96L98 38H96V37H94V35H95ZM136 33V34H135ZM15 34V35H14ZM37 34V33H36ZM54 36H53V35ZM62 34V35H61ZM80 34V35H79ZM14 35V36H13ZM45 35V36H44ZM73 35V36H72ZM74 35L75 36H77L78 37V35H79V37L78 38H82L81 39V41H80V39H78V38H76V37H74ZM103 35H104V37L105 38H103ZM13 36V37H12ZM47 36V37H46ZM57 36H58V38H57ZM84 36V37H83ZM92 36V38L93 39H95L94 40V43L95 44H92V38H90ZM137 36V37H136ZM16 37V38H15ZM45 37L46 38H48L47 40L45 39ZM64 37V38H63ZM68 38L69 37V39H65V38ZM73 38L75 39V40H73ZM86 38H87V40H90L89 41V45H90V42H91V51H86V53L84 54V56H85V62L82 64L81 63V66L79 65L78 66V64L80 63H78V59H76V53H77V49L76 48H80V44L83 42V40L85 41L86 40ZM135 40H134V39ZM15 39H16V42H15ZM39 40L37 43H36V40ZM78 39V40H77ZM18 40V41H17ZM47 42H46V41ZM58 40V41H57ZM2 41V42H1ZM8 41V42H7ZM10 41H14V43L13 42H10ZM53 41V42H52ZM57 41V43H55ZM103 41V42H102ZM132 41V42H131ZM135 41V42H134ZM137 41H138V44H137ZM3 42H5V45H4V43ZM10 42V43H9ZM21 42H23V43H21ZM40 42H42V44L40 43ZM43 42H46V44L44 43V46H43ZM64 42H66V43H64ZM68 42V43H67ZM69 42H70V44H71V42H72V44L71 45H69ZM77 42V43H76ZM131 42V43H130ZM140 42V43H139ZM2 43H3V45H2ZM12 43V44H11ZM16 43H17V45H16ZM39 43H40V46L41 47H44V49L42 48V50L39 48V51L41 50V53L44 51L45 52V55H44V57H40V59H42V60H40L39 62L41 63L40 65L38 64V62H31L34 58H32L31 57V59H30V61L28 60V58H30V57H28V56H31L32 54V56H34V51H36V50H38V46H39ZM61 43H63L64 45H66V46H64L63 48H64V52H63V50H62V46H63V44H61ZM98 43H100V44H98ZM134 45H133V44ZM242 41H239L238 43H237V45L238 46H241L242 45ZM54 44H56V45H54ZM97 44L99 45L98 47H99V49L96 47L97 46ZM15 45V46H14ZM38 45V46H37ZM60 46V47H58V46ZM110 45V46H109ZM3 46V47H2ZM4 46H5V48H4ZM70 46H71V48H70ZM17 47V48H16ZM26 47V48H25ZM45 47L47 48V49H45ZM57 47V48H56ZM67 47H69V49L67 48ZM74 47V48H73ZM132 47V48H131ZM8 48V49H7ZM10 48V49H9ZM59 48V49H58ZM66 48V49H65ZM137 48V49H136ZM259 48V49H258ZM0 49V50H1ZM50 49H53L54 51V53L53 52H50V51H52V50H49ZM72 49H73V51H72ZM95 49V50H94ZM111 49V50H110ZM6 50H9L8 51V55L6 54L7 53V51ZM15 50V51H14ZM257 52L259 53L260 51V53H262V50H263V52H264V44L263 45H261L260 47H259V42L257 43ZM59 51V52H58ZM72 51V52H71ZM133 51V52H134ZM137 51V52H136ZM13 52H14V55H13ZM27 52H29V53H27ZM62 52H63V54L64 55H62ZM88 52H89V54H88ZM93 54H92V53ZM115 52V53H114ZM26 53V54H25ZM46 53H48L47 55H46ZM52 53V54H51ZM90 53H91V55H90ZM96 53V54H95ZM114 53V54H113ZM6 54V55H5ZM10 54H12V56L10 55ZM28 54V55H27ZM54 54V55H53ZM114 55V59H113V55ZM2 55V56H1ZM27 55V56H26ZM50 55V56H49ZM88 55V56H87ZM3 56H4V58H3ZM7 56V58L5 59V57ZM47 56V57H46ZM87 56V57H86ZM111 57V59H110V57ZM116 56V57H115ZM164 56V57H163ZM168 53H166V54H164V55H161L159 58L157 57V62L156 63H158L159 62V64H161V62H163V61H167V60H170L171 58H168ZM24 57V58H23ZM166 57V58H165ZM170 57V56H169ZM18 58V59H19ZM132 57H130L129 56V59H131ZM4 59V60H3ZM44 59H48L47 61L46 60H44ZM60 59V60H59ZM109 59L111 60L110 61V64L108 63L109 62ZM7 60V61H6ZM15 60V59H14ZM35 60V59H34ZM33 60V61H34ZM89 60V61H88ZM113 60H115V61H113ZM9 61V62H8ZM44 61H46L47 62V64H46V62H45V64H46V66H49L48 67V69H47V67H45L44 65H43V62ZM63 61V62H62ZM90 61H92L91 63H90ZM27 62V63H26ZM95 62H99V65H100V74H99V76H97L98 77V80H99V82H98V86H97V88H96V90L95 91H93V94L92 95H90L91 93H88V88L89 87H87V89L85 88V90H81V91H83V92H81L80 90H79V87H80V85L78 86L77 85V83H80L81 81H80V78L82 79V82H81V84H84L83 83V80L85 79V77L90 73V70H91V67L92 66H94V64H95ZM114 62V63H113ZM51 63V65H52V67L50 66V65H48V64H50ZM87 63V64H86ZM27 64V65H26ZM91 64H92V66H91ZM31 65L33 66V67H31ZM35 65H37V67L35 68L34 66ZM41 65H43L44 67H42ZM53 65H55L54 67H55V69H54V67H53ZM110 65H112V66H110ZM78 66V67H77ZM85 66V67H84ZM90 66V67H89ZM116 66V67H115ZM41 68V69H39V68ZM110 67V68H109ZM112 67V68H111ZM114 67V68H113ZM68 68H69V71L70 72H67L68 71ZM77 68H79V69H77ZM82 68V69H81ZM83 68H84V70L85 71H83ZM87 68H90V69H87ZM115 68H117V70H115ZM2 70V71H1ZM77 70V71H76ZM86 70L87 71H89V72H86ZM76 71V72H75ZM81 71H83V72H81ZM117 71V72H116ZM77 72H79V73H77ZM81 72V73H80ZM86 72V73H85ZM67 73V74H66ZM74 73H77V74H75L74 75ZM85 73V74H84ZM18 75V77H15V75ZM29 74V73H28ZM45 74V75H44ZM78 74H80V78L78 77L79 75ZM84 74V75H83ZM120 74V75H119ZM69 76L70 78L67 80L66 78L67 77H65V76ZM31 76H32V74H31ZM85 76V77H84ZM96 76L93 78V81L92 82H95L96 81V78H97ZM32 77H30V79H31ZM33 78H35V77H33ZM63 78H65V80L67 81V83H66V85H67V87H69V89L67 88V90H65V91H71V93L68 91L67 93H69V96H70V98L68 97V94L64 91V89H66V87L64 88H61L62 86H64L65 85V82L66 81H64L63 80ZM75 78V79H74ZM79 78V79H78ZM73 80H75L73 83L75 84H71L70 83V81H73ZM64 81V82H63ZM3 82V83H2ZM70 84H69V83ZM63 83V84H62ZM23 84H24V88H23ZM35 84V89H37L38 90V94H39V96H38V104H37V108L36 109H34V111L33 110H29V107H28V105H29V99H28V96H27V89H29V88H31L33 85ZM68 84L70 85V86H68ZM119 84V83H118ZM71 86H75V88L72 90V89H70L71 88ZM21 88V90H17V88ZM34 87V86H33ZM82 87V86H81ZM154 88H152V90H153ZM8 90V91H7ZM12 92H11V91ZM61 90L63 91V92H61ZM136 91H138V89H135ZM134 90V91H135ZM151 89H150V92H149V90L146 92L147 93V95H146V98H144V101H147L148 99H151V95H152V97L154 96L155 98H159L160 97V99H158L159 101H157V102H160V101H162V100H164L163 98H165L166 97V95L164 94V91H160V90H156V88L152 91ZM7 91V92H6ZM72 91H74V95L72 94L73 92ZM77 91H79L80 93H78L77 94ZM135 91V92H136ZM6 92V93H5ZM16 93V95H15V93ZM139 92V93H138ZM137 93H134L133 92V94L134 95H136V97H138L139 96V94H140V90L138 91ZM158 92H160V95L158 94V95H156ZM161 92H163V93H161ZM156 93V94H155ZM19 96H18V95ZM66 94V95H65ZM77 94V95H76ZM82 94V95H81ZM155 94V95H154ZM5 95V96H4ZM11 95V96H10ZM42 95V96H41ZM64 95V96H63ZM73 95V96H72ZM79 95H81V96H79ZM133 95V96H134ZM149 95H150V97H149ZM4 96V97H3ZM15 96V97H14ZM75 96H77V97H75ZM157 96V97H156ZM170 96V97H169ZM14 97V98H13ZM17 97H18V99H17ZM20 97H22V98H20ZM64 97V98H63ZM73 97V98H72ZM75 97V98H74ZM79 97V98H78ZM99 97V98H98ZM139 97H144V96H139ZM138 97V99L136 100V98L134 99V102L135 101H141V102H143L142 101V98H139ZM153 97V98H154ZM259 97V96H258ZM257 97V105H260V104H262L263 103V101L262 100H260V98H258ZM78 98V99H77ZM152 98V99H153ZM154 98V99H155ZM65 99H67V100H65ZM68 99H71V101H69ZM141 99V100H140ZM162 99V100H161ZM166 100H170L171 99V95H169L168 94V96H167V98H165ZM74 100V101H73ZM3 101H4V103H3ZM65 101V102H64ZM73 101V102H72ZM11 103V105H10V103ZM140 102V103H141ZM259 102V103H258ZM9 103V104H8ZM63 103H64V105H63ZM66 103V104H65ZM136 103V102H135ZM162 103V102H161ZM25 104V105H24ZM43 104V105H42ZM68 104V105H67ZM3 105V106H2ZM70 105H72V107L70 108ZM119 105H121V101H120V103H119ZM122 105H123V102H122ZM69 108H68V107ZM75 106V105H74ZM3 107V108H2ZM64 108H66V109H64ZM62 109H64V112H63V114L61 113L63 110ZM69 109H71L69 112H67ZM74 109H76V107L75 108H73V111H74ZM20 110V111H19ZM103 110H104V112H103ZM15 111V110H14ZM72 111V112H73ZM165 111H163L162 112V114L160 115L161 116V119H163V120H161L160 118V121L163 123V121H164V123L162 124V123H160L159 121H157V119H156V121L160 124L159 126H163L164 127V129L162 130L163 132H165V134H168L169 133V125L167 124V122H166V120L168 119V114L169 113H167V112H165ZM74 114H75V111H74ZM91 114V115H90ZM16 117H15V116ZM64 115L65 116H67L68 115V117H65L64 118ZM76 115V114H75ZM152 115V114H151ZM150 115V116H151ZM9 116H10V118L12 117V118H14V119H10L9 118ZM71 116H73L72 118L73 119H71L70 117ZM156 116V115H155ZM77 117V116H76ZM75 117V118H76ZM146 117V116H145ZM154 117V115L152 116V118ZM158 117V116H157ZM166 117V118H165ZM66 118H67V120H66ZM68 118L70 119L69 121H68ZM149 118V120H147ZM151 117H146V119L144 118V122H145V124H146V127H147V129H149V126L150 125H154V124H156L155 122H154V120H155V118H151ZM165 118V119H164ZM11 121H14L15 119V121H16V123H14V122H11ZM63 119H64V123H63ZM4 120V121H3ZM7 120H9V121H7ZM65 120H66V123H65ZM75 120V119H74ZM73 120V122L75 123V121H77L78 120V118L74 121ZM98 120V121H97ZM147 120V121H146ZM3 121V122H2ZM41 121H42V123H41ZM96 121V122H95ZM5 122V123H4ZM7 122H9V123H7ZM98 122V124H100V125H98L97 127L95 126V123H97ZM148 122H150V123H148ZM12 123V124H11ZM40 123V124H39ZM72 123V122H71ZM43 124V125H42ZM65 124V126H63ZM73 124V123H72ZM77 124H79V122L77 123ZM77 124H74V125H76L77 126ZM8 125V130L7 129H5L6 127L5 126H7ZM13 125H15V126H13ZM42 125V126H41ZM69 125V124H68ZM92 125H94V127L92 126ZM158 124H156L155 126H157ZM2 127V128H1ZM46 127H47V129L48 130H46ZM65 127H66V129H65ZM78 127V126H77ZM43 128V129H42ZM60 129H61V131H60ZM65 129V130H64ZM76 129V128H75ZM78 129V128H77ZM94 129V130H93ZM101 129H102V127H101ZM7 130V131H6ZM45 130V131H44ZM73 130V135L74 136H76V137H71V135H72V133H71V131ZM230 130H231V132H232V134H234V128H228L227 129V132L229 133L230 132ZM13 131V132H12ZM17 131H19V133L17 132ZM50 131V132H49ZM53 131V132H52ZM58 131V132H57ZM191 131L192 130H190V131H188L189 133H190V136H191ZM236 131V133H238L237 132V130H235ZM9 132V133H8ZM45 132H46V134L48 133V135L49 136H54V135H56V136H54V137H48V135H46L45 134ZM60 132H63V133H61V136L59 135L60 134ZM69 132H70V135H69ZM76 132H77V130H76ZM167 132V133H166ZM231 132L229 133L230 135H231ZM50 133V134H49ZM104 133V134H103ZM195 133L197 134V135H195ZM7 136V138H5L4 136L5 135ZM43 134H44V136H43ZM54 134V135H53ZM63 134V135H62ZM147 133H145V135H146ZM195 135V138H194V141H195V144H194V146L195 147H192V151H190L189 153H188V155H187V153H185V154H183L184 155V158L182 157L183 155L181 154V153H183V152H185V151H182L181 149L178 151L177 150V148H173V154L171 155V157H169L168 159L169 160H167V163H165V164H167V166H169V168L170 169H172L173 171H174V173L170 170V171H167L164 167V162L165 161H162L161 160V158L159 157V155H160V153L158 152V151H160V150H158L156 147H155V140H153V138L149 135V132H148V134L145 136V140L147 141H150V142H148L149 143V145H148V148H150V146H151V148H153L152 149V151H150V149L148 150V151H150V152H147L146 150V148L147 147H145L143 144H145L144 143V141H143V144L141 145H139V149H140V152L141 153H144V152H147V154L148 153H151V156H152V152L153 151H156V152H153V154H154V156L153 157H146L147 159V161H145L144 159V161L146 162V165L148 166L147 167V174H149L150 175V177L152 178V183L150 182V184H151V187H150V184L148 185V188H149V190L153 193V195H155V196H157V199L160 201V205H161V207H160V209H162V212L164 211V210H167V212H171V213H175V217H177L176 219H177V221H176V227L177 228H182V227H187L186 225H188L187 224V222L186 223H184V216H189L190 218H192V220L193 219H195V215L197 214L194 210H187V211H184V210H182L181 208V206H182V204L181 203H178L177 202V198H176V200H175V195H174V193L172 192V187L175 185V184H177L178 183V181H180L181 179H183V177H181V175H183L184 174V172L185 171H187V172H189V175H191V179H188V180H190L189 181V183L190 184H192L194 187H197V188H201V189H203V190H207V193H206V196L207 197H209V198H211V204L213 205L214 203H216V204H214V206L215 207H217L218 205H220V203L221 202H231V201H237L238 203H239V201H240V203L239 204H244L245 202H253L254 201V205H255V202H261L262 203V206H261V204H258L259 205V207H257V203H256V207L257 208H260L259 210L262 212V216H261V222H262V224H263V228H264V219L262 218L263 217V215H264V152L260 155L261 157V159L259 158V159H255V158H257V157H255V156H259L258 154H259V151H258V153L257 152H255V154L254 155H252L251 156V158L249 157V159H247V158H245V161H244V159H243V161L241 162L240 161V157L238 158V157H236L235 155H234V151H233V148L234 147H236V146H238V144L240 143V142H242V140L240 141L239 140V135L238 134H236V137L238 136V138H233L232 136H231V141H230V143H227L225 146L223 145V146H221V145H219V146H217L216 144L217 143H219L220 141V138L218 137L219 136V134H216V133H214L215 134V136H214V134H211V131L209 130V129H206L205 130V128H198V131H192V135ZM67 135H69V136H67ZM106 133H105V131L104 130H102V136H105L106 137ZM150 137H149V136ZM193 135V136H194ZM218 135V136H217ZM235 135V134H234ZM20 136V137H19ZM61 138H60V137ZM64 136H67V141L68 142H63V143H65L66 145H68L69 144V146H75V144L74 143H78V142H80V140H81V142L83 141V142H85V144H86V146L85 145H82L81 143H80V146L79 147H76L75 149H77V151H76V153H73V155L74 154H76L75 155V157L76 158H74V160H76V161H74L73 159V161L74 162H68V161H66V163L64 162V161H61L62 159H61V157H63V158H65L68 154L70 155V153H71V151H70V149L72 150V148L73 147H68V146H66V145H64V144H62V140H61V143L60 142H58V141H60L59 139H63V137ZM167 136H170V135H167ZM192 136V137H193ZM11 137V138H10ZM48 137V138H47ZM197 137V138H196ZM216 137V138H215ZM13 138H15V139H13ZM45 138V139H44ZM47 138V139H46ZM51 138H53V141L56 139V138H59V139H56V140H58V141H55L56 143H54L53 141V143L55 144V146L56 147H54L55 149L56 148H58L59 147V150L57 149L56 150V152L57 153H50V152H48V150H49V148L50 149H52L53 148V144H51V143H48L47 144V142L45 141V140H48V139H51ZM66 138V137H65ZM152 138V139H151ZM11 139V140H10ZM87 138H85V140H86ZM216 139H218V140H216ZM233 139H234V142H233ZM237 139V140H236ZM3 140H5V141H3ZM6 140H7V142H6ZM8 140H9V142H8ZM32 140V141H31ZM203 140H204V143H203ZM21 141V142H20ZM29 141H31L30 143H29ZM46 143H44V142ZM49 141V140H48ZM51 141V140H50ZM73 141H74V143H73ZM206 141V142H205ZM37 142V143H36ZM39 142H40V144H39ZM82 142V143H83ZM214 142H216V144L214 143ZM236 142V143H235ZM5 143V144H4ZM7 143V144H6ZM11 143V144H10ZM14 145H13V144ZM16 143V144H15ZM29 143V144H28ZM36 145H35V144ZM147 143V144H148ZM32 144H34V147H33V145ZM57 144H58V147H57ZM71 144V145H70ZM154 144V145H153ZM204 144H206V145H204ZM12 145V146H11ZM30 145H32V147L30 146ZM38 145V146H37ZM39 145H41V147H42V145H43V147H42V149L39 147ZM52 147H51V146ZM61 145L63 146V147H61ZM78 144H76V146H77ZM153 145V146H152ZM230 145V146H229ZM232 145V146H231ZM7 146V147H6ZM47 146V147H46ZM85 146V147H84ZM214 146V147H213ZM36 147H39V149H37ZM44 147L45 148H47V149H44ZM66 147V148H65ZM144 147H145V149H144ZM213 147V148H212ZM32 148V149H31ZM41 149V150H40ZM65 149V150H64ZM67 149H68V153H66L67 152ZM74 149V150H75ZM144 149V150H143ZM155 149V150H154ZM224 149V150H223ZM263 149V148H262ZM32 150H34L35 152H37L38 150H39V153H41V151L43 152V153H41V154H38V152H37V154L33 151L32 152ZM43 150H45V151H43ZM264 150V149H263ZM262 150V151H263ZM31 151V152H30ZM47 151V152H46ZM55 151V150H54ZM60 151V152H59ZM64 151H66L65 152V154H64ZM144 151V152H143ZM224 151V152H223ZM227 153H226V152ZM262 151H260V152H262ZM44 152H46V153H44ZM158 152V153H157ZM181 152V153H180ZM191 152H193V153H195V154H193V153H191ZM205 152V153H204ZM231 152H233V154L231 153ZM33 153V155H31ZM50 153V154H49ZM77 153H79V154H77ZM200 153V155H198V156H196V154H199ZM257 153V154H256ZM27 154V155H26ZM46 154H49V156H51L50 158H47L46 156H48V155H45ZM67 154V155H66ZM72 154V153H71ZM177 154V155H176ZM180 154L182 155V156H180ZM41 155H43V156H41ZM73 155H70V157L71 156H73ZM144 155H146V153H144ZM149 155V154H148ZM185 155H187L186 157H185ZM196 157H195V156ZM35 156L37 157V158H40V159H38L37 160V158H35ZM52 156H53V158H52ZM83 156H82V158H83ZM192 156V157H191ZM229 156H230V159H229ZM232 156V157H231ZM26 157V160H24V158ZM42 157V158H41ZM45 157V158H44ZM70 157L68 158V160H70ZM188 157H190V158H188ZM195 157V158H194ZM61 160H60V159ZM82 158H80L81 160H82ZM87 158V157H86ZM85 158V159H86ZM228 158V159H227ZM235 158H237V159H235ZM1 159H3V160H1ZM52 159L54 160V161H52ZM79 159V160H80ZM85 159H83V161L85 160ZM150 159V160H149ZM154 159V160H153ZM194 159V160H193ZM254 159L256 160V161H254ZM27 160H28V162L30 161H36L35 163L37 164V162H38V164H37V166H35L36 164L35 163H26L25 164V161L27 162ZM49 160V161H48ZM50 160H51V162H50ZM56 160L58 161V162H60V163H58L57 162V164H63L64 165V167H62L63 165H57L56 164ZM64 160V159H63ZM66 160H67V157H66ZM79 160H78V163H79ZM235 160V161H234ZM252 160L254 161V163H255V166H253L254 164L252 163ZM260 160V161H259ZM43 161V162H42ZM85 161H87V159L85 160ZM159 161H160V165L161 166H159ZM263 161V162H262ZM23 162V163H22ZM45 162V163H44ZM53 162V163H52ZM63 162V163H62ZM76 162V163H75ZM145 162H144V164H145ZM161 162H163V163H161ZM244 162V163H243ZM263 164H262V163ZM39 163H40V166H39ZM48 163V164H47ZM52 163V164H51ZM67 163H72V165H71V170H70V168H68L69 169V171H72V172H68V169H66L67 168ZM86 163H88V162H86ZM154 165H153V164ZM32 166H31V165ZM35 164V165H34ZM45 164H46V167H42V166H45ZM51 164V165H50ZM66 164V165H65ZM85 164V163H84ZM89 164V163H88ZM87 164V166H88V168H89V165ZM157 164V165H156ZM232 164H234V166L232 165ZM261 164L263 165V166H261ZM3 165V166H2ZM26 165H30L28 168H30L29 170L31 171V173H30V171L28 170V168L27 167H25ZM48 165V166H47ZM50 165V166H49ZM244 165V166H243ZM85 166H86V164H85ZM150 166V167H149ZM152 166H153V168H152ZM156 166V167H155ZM253 166V167H252ZM259 166V167H258ZM23 167V168H22ZM33 167H37V172L38 173H40L39 175H36V173L37 172H35V171H33L35 168H33ZM48 167V168H47ZM49 167H53V169H57V167H58V170H56V172H61V171H63L64 169H65V171H63L64 172V175L66 176H64L63 177V174L62 175H60V178H64V181H69L68 183H69V185H71V184H73L72 182L74 181V183H75V181H76V185L77 186H79V188H80V191H82V192H80L79 191V189H78V187L75 185V188L73 189V190H75V189H77L75 192H73L71 195H67V196H69L68 197V200H67V202L69 201V203H67L68 205H72V206H64V207H62L61 205H63V203L61 204L60 203V201H59V203L57 202L56 203V201H55V198L54 197H56V191H53V187L54 186H52V189H48L49 191L50 190H52L55 194H53V192H48V190H47V187H45L44 188V186H41V185H45V183L47 184V182L48 181H50V180H52L53 181V185L55 184L54 183V181L55 180H58V179H60V178H57L59 175V173H57V175L58 176H56V177H54V180H53V177H51L50 178V174L48 173V178H46L47 177V173H45L44 174V171L46 170V168L47 169H50ZM60 167H62V169L60 168ZM68 167H70V166H68ZM83 167V168H82ZM210 167V168H209ZM244 169H243V168ZM33 168V169H32ZM76 168V167H75ZM86 168V170H87V173H88V168L87 167H85ZM180 170H179V169ZM19 169V170H18ZM24 169V170H23ZM39 169H41V171L39 170ZM44 169V170H43ZM84 169V171H82ZM209 169V170H208ZM231 169V170H230ZM43 170V171H42ZM77 170H79V171H82V172H80V176H81V174H84L85 176H86V179H84V176H83V180H82V178L80 177H78V174H77ZM162 170V171H161ZM201 170V171H200ZM49 171V170H48ZM182 171V172H181ZM196 171H198V172H196ZM262 171H263V173H262ZM25 172H26V174H25ZM75 172V173H74ZM85 172V173H84ZM161 172H164V173H161ZM192 172V173H191ZM210 172V173H209ZM22 173V174H21ZM28 173H30V174H28ZM32 173H33V175H32ZM37 173V174H38ZM70 175V176H68V174ZM171 173L172 174H174L175 175V177H173V178H171ZM181 173V174H180ZM195 173V174H194ZM11 174H13V175H11ZM19 174V175H18ZM75 174V176L73 177L72 175H74ZM6 177H5V176ZM35 175V176H34ZM43 175H45V176H43ZM54 176L55 175V171H54V174H52L51 173V176ZM77 175V176H76ZM152 175V176H151ZM154 175V176H153ZM226 175V176H225ZM10 178H9V177ZM31 176H34V177H31ZM40 176V177H39ZM62 176V177H61ZM68 176V177H67ZM206 178H205V177ZM228 176V177H227ZM243 176V177H242ZM9 178L10 179V181L8 180V181H6L5 180V178ZM18 177V178H17ZM28 177H31V179L30 180H32L33 178H34V181L36 182V183H34L33 182V180L32 181H30L29 180V178ZM36 177V178H35ZM44 179H43V178ZM71 179H70V178ZM237 177H238V179H237ZM244 177H247V178H244ZM23 178V179H22ZM39 178V179H38ZM50 178V180H48ZM65 178H67V179H65ZM69 178V179H68ZM74 178V179H73ZM196 178V179H195ZM255 178V179H254ZM14 179V180H13ZM18 179H21V181H19ZM25 179V180H24ZM38 179V180H37ZM40 179H43V180H40ZM60 180V182L58 183V185H62L63 184V180ZM207 179V180H206ZM223 179V180H222ZM246 179H247V181H246ZM251 179V180H250ZM259 179V180H258ZM13 180V181H12ZM28 180H29V182H28ZM40 180V181H39ZM47 182H46V181ZM82 182H81V181ZM178 180V181H177ZM191 180H193V181H191ZM222 180V181H221ZM233 180V181H232ZM27 181V182H26ZM40 183H39V182ZM52 181L50 182V183H52ZM63 181V182H62ZM70 181H71V183H70ZM199 181V182H198ZM204 181V182H203ZM216 181V182H215ZM221 181V182H220ZM244 181H245V183H244ZM5 182V183H4ZM11 182H14V183H11ZM21 182V183H20ZM33 182V183H32ZM45 182V183H44ZM55 182H57V181H55ZM67 182H64V185H62V187H61V185H60V188H62L61 190H63V191H61V190H58V191H61V193L59 194V196H58V199H60L59 197L60 196H63L64 197V194H62L66 189L68 190V191H73V190H71L70 188H69V186L66 184ZM77 182H78V184H77ZM86 182H88V181H86ZM210 182V183H209ZM232 182L234 183V182H236L237 184H238V187L239 186H242V187H240V188H237V184L235 183V184H232ZM263 182V183H262ZM29 183H32L33 185H35V186H33L32 184H29ZM82 185H81V184ZM248 183V184H247ZM253 183V184H252ZM262 183V184H261ZM13 184H14V187H13ZM15 184H17V186L15 185ZM27 184V185H26ZM41 184V185H40ZM88 184V183H87ZM157 184V185H156ZM169 184H171V185H169ZM203 184H207L206 185V187L207 188H205L204 186H203ZM22 185V186H21ZM31 185V186H30ZM38 185V186H37ZM52 185V184H51ZM66 185L68 186V188L70 189H68L67 187H66ZM74 185V184H73ZM80 185H81V187H80ZM89 185V184H88ZM173 185V186H172ZM225 187H224V186ZM230 185H235L234 187L235 188H237V190H235L234 191V187H233V189H231V187L232 186H230ZM255 185H257V186H259V187H257V186H255ZM260 185H262L261 187H260ZM27 186V187H26ZM39 186H40V188H39ZM83 186V187H82ZM157 186V187H156ZM222 186H223V188H222ZM20 187V188H19ZM21 187H24L23 189L21 188ZM31 187V188H30ZM34 187V188H33ZM55 187H57V186H55ZM64 187V188H63ZM86 187H88V186H86ZM85 187V188H86ZM249 187V188H248ZM255 187V188H254ZM12 188H14V189H12ZM16 188H17V190H16ZM29 188V189H28ZM50 188H51V186H50ZM59 188V187H58ZM66 188V189H65ZM89 188V187H88ZM87 188V189H88ZM220 188V189H219ZM222 188V189H221ZM225 188V189H224ZM20 189H22V190H20ZM25 189V190H24ZM44 189H46V190H44ZM65 189V190H64ZM82 189V190H81ZM90 189V188H89ZM89 189L87 190V192H89ZM94 189V190H93ZM120 189H121V186H120ZM239 189V190H238ZM248 189H250L251 191H253V192H251L250 190H248ZM16 190V191H15ZM32 190V192H30V191ZM35 190V191H34ZM41 190V191H40ZM43 190V191H42ZM67 190H66V192H67ZM257 190V192L255 193V191ZM27 191V192H26ZM39 191H40V193H39ZM44 191H47V193L45 192L44 193ZM78 191V192H77ZM220 191V192H219ZM248 193H247V192ZM11 192V193H10ZM19 192V193H18ZM24 192V193H23ZM66 192H65V194H66ZM93 192V193H92ZM235 192V193H234ZM13 193V194H12ZM31 193V194H30ZM32 193H34V194H32ZM50 193V194H49ZM76 193V194H75ZM79 193V194H78ZM85 193H86V196H85ZM160 195H159V194ZM246 193V194H245ZM27 194V195H26ZM41 194V195H40ZM47 195V194H49L48 195V197L49 198H51V201H52V198H53V200L55 201V203L56 204H54L53 203V201H52V203L54 204V206H53V210H51L52 208V205H51V202H49V204H47V203H45L46 202V199L48 200V197L47 198H43V196L42 195ZM68 194V193H67ZM84 194V195H83ZM260 195V196H258V195ZM33 195H34V197H33ZM51 195H53V196H51ZM55 195V196H54ZM58 195V194H57ZM83 195V196H82ZM161 195H162V197H161ZM164 195V196H163ZM171 195V196H170ZM18 196V197H17ZM25 198H24V197ZM29 196H30V198H29ZM66 196V197H67ZM81 196V197H80ZM85 196V197H84ZM124 196V195H123ZM132 196V197H131ZM258 196V197H257ZM263 196V198H261ZM39 197V198H38ZM66 197H64V199L63 200H61V201H64V203H65V205H66ZM167 197H168V199H167ZM19 199V200H17V199ZM84 198H86V199H84ZM221 198H222V200H221ZM13 199V200H12ZM24 199V200H23ZM29 201H28V200ZM44 199V200H43ZM81 199L83 200V201H81ZM220 199V200H219ZM226 199V200H225ZM234 199V200H233ZM32 200V201H31ZM38 200V202H36ZM57 200V199H56ZM72 200V201H71ZM105 200H106V203L107 204H109V206H107V204H105ZM138 200V201H137ZM169 202H168V201ZM172 200V201H171ZM20 201H21V203H20ZM22 201H25V203L27 204V207L26 206H22ZM26 201H28V202H26ZM74 201V202H73ZM87 201H90L89 203H87ZM108 201V202H107ZM110 201V202H109ZM118 201V202H117ZM214 201H216V202H214ZM32 204H31V203ZM41 202V203H40ZM92 202V203H91ZM140 203L141 202V204H140V206H141V214H139L138 215V217H136L137 216V214L135 213L134 214V212H132L131 211V208H132V205H131V203L132 204H134V203ZM167 202V203H166ZM15 203V204H14ZM33 203H35V205L33 204ZM73 203V204H72ZM77 205H76V204ZM93 203H94V205H93ZM119 203V204H118ZM43 204H45V205H43ZM61 204V205H60ZM80 204H82L81 205V207L83 206V205H85V208H82L83 210H81V208H79V206H80ZM118 206H117V205ZM164 204V205H163ZM166 204V205H165ZM218 204V205H217ZM19 205V206H18ZM32 205V206H31ZM34 205V206H33ZM48 205H51V206H49L48 207ZM55 205H59L57 208V216H58V214H59V218H60V216L62 217L61 219H59L58 217H56V211L54 212V208H56L55 207ZM79 205V206H78ZM86 205H87V207H86ZM107 206V207H105V206ZM128 205H130V206H128ZM28 206H30L29 208H28ZM38 206V207H37ZM43 206H44V208H43ZM46 206H47V209H46ZM95 206V207H94ZM102 206V207H101ZM151 206V207H150ZM165 206V207H164ZM262 208H261V207ZM21 207H22V209H21ZM65 208L66 209V212L67 213H69L68 215H67V217L69 216L70 217V219L71 220H69V217H68V222L66 221V219H67V217H66V212H64V210L62 209V208ZM69 207V208H68ZM70 207H71V209H70ZM79 209H78V208ZM84 207V206H83ZM88 207L90 208V209H88ZM51 208V209H50ZM73 208H75V209H73ZM87 208V209H86ZM104 208H105V210H104ZM111 208H112V210L114 211V212H116L117 211V215H118V217H117V215H114V214H116V213H114V212H112L111 211ZM159 208V207H158ZM183 208H185V207H183ZM232 208V207H231ZM228 208L227 207V210H226V215H225V219L226 220H229V219H231L234 215H237V212L236 211H234V209L232 208ZM38 209H43V210H38ZM87 211H86V210ZM108 209V210H107ZM110 209V210H109ZM115 209H116V211H115ZM160 209H158V210H160ZM186 209V208H185ZM230 209V210H229ZM244 209H245V204H244V206L243 207H241V210L244 212ZM45 210V211H44ZM49 211V213L47 212V211ZM68 210V211H67ZM71 210V212H69ZM80 210H81V212H80ZM85 210V211H84ZM88 210H89V212H88ZM93 210V211H92ZM130 210V211H129ZM155 210V211H154ZM43 211V213H41ZM50 211H52V212H50ZM73 211H75V212H73ZM152 211H154V212H152ZM161 211V210H160ZM83 212V213H82ZM107 212V213H106ZM178 212H180V214H178ZM234 212V213H233ZM236 212V213H235ZM41 213V214H40ZM45 213V214H44ZM54 215H53V214ZM74 213V214H73ZM80 213H81V216H80ZM111 213V214H110ZM114 213V214H113ZM144 213V214H143ZM147 213V214H146ZM173 213V214H174ZM43 214V215H42ZM52 214V216L50 217L49 215H51ZM76 214V215H75ZM82 214H85V215H82ZM108 214V215H107ZM109 214H110V218L108 217L109 216ZM113 214V215H112ZM148 215V214H153L154 216H156L158 219V223L156 224V230H157V233L156 234H150L151 235V237H149L148 235H147V231H149V230H151L152 229V227L151 228H149L148 227V225L147 224H143L142 222H141V218H142V216H144V215ZM178 214V215H177ZM64 215H65V217H64ZM76 216V218L74 217V218H71L72 216ZM79 215V216H78ZM93 215H95V218H94V216ZM136 215V216H135ZM177 215V216H176ZM180 215V216H179ZM46 216V217H45ZM48 216V217H47ZM54 216L56 217V219L54 218ZM87 216V217H86ZM105 216L106 217H108L107 218V220H106V218H105ZM63 217L64 218H66L65 220L63 219ZM140 217V218H139ZM180 217V218H179ZM183 219H182V218ZM51 218H53V219H51ZM117 218H119V219H117ZM132 218H138V219H135V220H137V221H135L134 219H132ZM72 219H73V221H74V219L76 220L74 223L75 224H79V222H80V224L78 225V226H76L77 227V229L76 228H74V231H76L77 232V234H76V232H74L73 231V228H71L72 226H73V221H72ZM106 221H105V220ZM8 220V221H7ZM50 220V221H49ZM56 220H57V222H56ZM96 222H95V221ZM124 220V221H123ZM130 220H132L131 222H133V223H131L130 222ZM161 220V221H160ZM72 221V225H71V223H69V222H71ZM104 221H105V223H104ZM114 221V222H113ZM117 221V222H116ZM135 221V222H134ZM183 223H182V222ZM64 222H67L64 226V229H66V233H64V231L65 230H63L62 231V226H60V227H62L61 229L59 228V226L58 225H63L64 224ZM77 222V223H76ZM91 222V223H90ZM115 222H116V224H118V225H116L115 224ZM63 223V224H62ZM95 223L97 224V227H96V225H95ZM115 224V226H114V224ZM131 223V224H130ZM179 223H182L181 225L179 224ZM69 224H70V226H69ZM160 224V225H159ZM20 225V226H19ZM54 225V226H53ZM66 225H68V227L66 226ZM82 227H81V226ZM92 225V226H91ZM184 225V226H183ZM91 226V227H90ZM94 226V227H93ZM113 226H114V228H113ZM118 226H121L122 227V231H121V227H119V229H118ZM130 226H132V227H130ZM179 226V227H178ZM182 226V227H181ZM74 227V226H73ZM83 227H87L86 229L84 228L83 229ZM90 227V228H89ZM116 227V228H115ZM1 228H2V230H1ZM58 228V229H57ZM79 228V229H78ZM82 228V229H81ZM169 228H170V226H169ZM168 228V229H169ZM70 229H72V230H70ZM97 229V230H96ZM107 229V230H106ZM115 229H116V231H115ZM124 229V230H123ZM132 229L135 231H132ZM167 229V230H168ZM78 230V231H77ZM87 230H89L88 232H87ZM115 232H114V231ZM128 230V232L126 233V231ZM129 230H130V232H129ZM159 230V231H158ZM60 231V232H59ZM85 233H84V232ZM97 231H98V233H97ZM105 231V232H104ZM110 231H113L114 233H115V235H114V233H112V237L111 236H109V234L111 233ZM118 231H119V233H118ZM124 231V232H123ZM71 232L72 233H74L73 235L71 234ZM81 232L83 233L82 235H81ZM150 232V231H149ZM159 232V233H158ZM62 233V234H61ZM97 233V235H95ZM107 233V234H106ZM117 233L120 235V234H122L121 236H119V235H117ZM154 233V232H153ZM219 233V230H217V231H215L211 236H210V239L212 240H210L209 241V245H208V243L204 246V248H205V250L207 251L208 250V248H210L211 247V250H216V249H225L224 247H222L223 245H227L228 246V244H232L233 243V246H235L234 244L236 243L235 241H236V239L234 238V236L232 237V236H229V235H225L224 236V238H222L223 239V242H222V246H218L219 244V239H218V236H217V234ZM71 234V236H72V238L73 239H71L70 237H69V235ZM75 234H76V236H75ZM80 236H79V235ZM85 234V235H84ZM106 234V235H105ZM158 234V235H157ZM164 234V235H163ZM77 235L79 236V240H74V239H76L77 238ZM91 235V237H89ZM102 235H104V236H102ZM114 235V236H113ZM144 235V236H143ZM154 235V236H153ZM216 235V236H215ZM66 236V237H65ZM84 236H86V237H84ZM115 236H117L118 238H119V240H120V243H118L116 240L118 239V238H116ZM152 236H153V238L155 237L156 238V236H158V238H156L155 240V242H154V239H152ZM75 237V238H74ZM83 238V240H82V238ZM92 237H94V238H92ZM111 237V238H110ZM114 237H115V239L116 240H114ZM149 237V238H148ZM161 237V238H160ZM215 237V238H214ZM227 237V238H226ZM228 237H230V238H228ZM234 239H232V238ZM62 238H65V239H62ZM95 238L97 239V240H95ZM121 238V239H120ZM94 239V240H93ZM63 240H65L64 242H63ZM66 240H68V242H66ZM71 240H74V241H77L79 244L77 245V244H75L76 242H72ZM124 240V241H123ZM158 240V241H157ZM217 240H219V241H217ZM95 241V242H94ZM148 241V242H147ZM161 241H163V242H161ZM66 242V243H65ZM96 244H94V243ZM111 244H110V243ZM122 242H125L126 244H124V243H122ZM156 242H159V244L162 246H160L159 245V247H160V249H158L157 247V243ZM71 243H73V244H71ZM92 243L94 244V245H92ZM121 243H122V245H121ZM163 243L165 244V245H163ZM216 243V244H215ZM69 244H71V245H69ZM82 244V245H81ZM90 244V245H89ZM109 244H110V247H109ZM116 244H117V247H118V249L120 250V253H117V250H116ZM119 244V245H118ZM230 244V245H231ZM69 245V247L71 248L70 250H69V247H67ZM80 245H81V247H80ZM124 245V246H123ZM216 245V246H215ZM73 246V247H72ZM77 246L79 247L78 249H76L77 248ZM94 246V247H93ZM119 246H122L121 248L119 247ZM165 248H164V247ZM238 246H240L239 244H236V246H235V249H239V248H237ZM87 247V248H86ZM89 247L91 248L90 250H89ZM116 247V248H115ZM168 247H170L169 245H168ZM220 247V248H219ZM231 246H228V248H230ZM261 247V246H260ZM260 247H259V249H258V252H257V254L255 255V254H253V256L252 257H248V256H244V254H242V252H239L238 253V255H237V257H236V255H235V258H234V255H233V258L234 259H232V255L230 256H228V258L226 257V259H220L219 261H214L212 264H223L224 263V261H226L225 262V264H252V262H253V264L255 263V264H264V261H263V259H264V257H263V255H264V247H263V249H262V251L261 252H259L260 251ZM86 248V249H85ZM110 248V249H109ZM162 248H164V249H166V252H167V254H166V252H164L165 250L164 249H162ZM171 248H172V246H171ZM174 248V247H173ZM234 248V247H233ZM241 248V247H240ZM243 248V247H242ZM73 249H75L76 251H78V254H76L77 252L75 251V250H73ZM85 250V252H84V250ZM88 249V250H87ZM114 249V250H113ZM122 249V250H121ZM81 250V251H80ZM83 250V251H82ZM119 250H118V252H119ZM156 250H160V251H156ZM163 250V251H162ZM210 250V249H209ZM228 251V249H225V251ZM240 250V249H239ZM73 251H75V252H73ZM113 251H115L117 254H114V252ZM153 251V252H152ZM176 251V250H175ZM226 251V252H227ZM70 254H68V253ZM94 252V253H93ZM112 252V253H111ZM161 252H164L165 253V255L164 254H162ZM226 252H224L225 254H226ZM156 253V254H155ZM162 255H161V254ZM175 255H174V254ZM178 253V254H177ZM218 253V252H217ZM237 253V252H236ZM259 253H261V254H259ZM74 254V255H73ZM75 254H76V256H75ZM111 254H112V256H111ZM119 254V255H118ZM82 255H84V257L82 258ZM89 255H90V257H89ZM115 255H116V257H115ZM118 255V256H117ZM169 257H167V256ZM177 255V256H176ZM243 255V256H242ZM85 256H86V258L88 259H86L85 260ZM114 256V257H113ZM120 256V257H119ZM152 256L154 257V258H156L157 260H154V258H152ZM165 256H166V258H165ZM175 256H176V258H175ZM263 258H262V257ZM78 257V258H77ZM91 259V261H89L90 259ZM95 257V258H94ZM148 257H150V258H148ZM172 257V258H171ZM176 259V262H174V261H172V259H174V258ZM243 257H244V259L245 260H243ZM248 257V258H247ZM93 258V259H92ZM187 258H189V257H187ZM186 258V259H187ZM237 258V259H236ZM238 258H240V259H238ZM251 258V259H250ZM258 259V261L256 260V259ZM260 258V259H259ZM75 259V260H74ZM80 259V260H79ZM105 259V260H104ZM106 259H108V260H106ZM118 259V260H117ZM120 259V260H119ZM142 259V260H141ZM158 259H159V261H158ZM161 259V260H160ZM183 259L185 260V257H183ZM236 259V260H235ZM249 259V260H248ZM82 260V261H81ZM95 260V261H94ZM171 260V261H170ZM182 260V259H181ZM241 261V263H239L240 261ZM253 260V261H252ZM105 263H104V262ZM108 261V262H107ZM232 261V262H231ZM239 261V262H238ZM89 262H91V263H89ZM93 262H95V263H93ZM107 262V263H106ZM145 262V263H144ZM190 262H188V264H189ZM190 264H194V262H191Z\"/></svg>",
    "mask_w": 264,
    "mask_h": 264
}]
</instances>
